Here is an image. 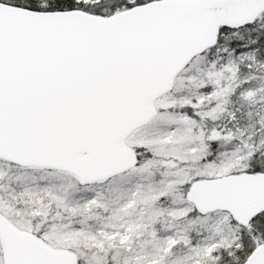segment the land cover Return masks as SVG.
Instances as JSON below:
<instances>
[{
    "label": "snow or ice",
    "instance_id": "6c2138e0",
    "mask_svg": "<svg viewBox=\"0 0 264 264\" xmlns=\"http://www.w3.org/2000/svg\"><path fill=\"white\" fill-rule=\"evenodd\" d=\"M0 264H264V0H0Z\"/></svg>",
    "mask_w": 264,
    "mask_h": 264
}]
</instances>
